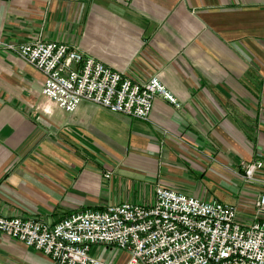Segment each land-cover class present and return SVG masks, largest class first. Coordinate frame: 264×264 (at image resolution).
<instances>
[{
  "label": "crops",
  "instance_id": "1",
  "mask_svg": "<svg viewBox=\"0 0 264 264\" xmlns=\"http://www.w3.org/2000/svg\"><path fill=\"white\" fill-rule=\"evenodd\" d=\"M53 40L143 81L147 119L89 101L66 110L43 74L2 44ZM261 161L251 182L243 162ZM105 173H108L106 176ZM158 185L264 218V0H0V214L53 224L119 202L149 203ZM124 264L128 252L92 245ZM0 264H54L0 232Z\"/></svg>",
  "mask_w": 264,
  "mask_h": 264
},
{
  "label": "built area",
  "instance_id": "2",
  "mask_svg": "<svg viewBox=\"0 0 264 264\" xmlns=\"http://www.w3.org/2000/svg\"><path fill=\"white\" fill-rule=\"evenodd\" d=\"M2 46L38 69L44 77L42 93L66 110L84 100L147 119L157 95L175 100L156 75L132 79L65 43L39 38ZM242 167L244 180L251 182L262 162H243ZM255 209L264 214V188ZM0 232L42 252L54 264H113L92 255V245L127 251L124 264H264V218L244 224L236 205L162 185L149 203L119 202L72 213L53 224L0 214Z\"/></svg>",
  "mask_w": 264,
  "mask_h": 264
}]
</instances>
